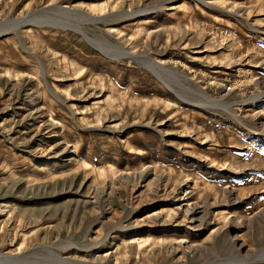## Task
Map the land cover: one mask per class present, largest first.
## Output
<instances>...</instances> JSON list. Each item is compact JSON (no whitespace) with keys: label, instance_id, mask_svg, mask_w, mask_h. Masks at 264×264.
Here are the masks:
<instances>
[{"label":"rangeland","instance_id":"374dc122","mask_svg":"<svg viewBox=\"0 0 264 264\" xmlns=\"http://www.w3.org/2000/svg\"><path fill=\"white\" fill-rule=\"evenodd\" d=\"M256 258L264 0H0V264Z\"/></svg>","mask_w":264,"mask_h":264},{"label":"bare ground","instance_id":"6f19581e","mask_svg":"<svg viewBox=\"0 0 264 264\" xmlns=\"http://www.w3.org/2000/svg\"><path fill=\"white\" fill-rule=\"evenodd\" d=\"M83 31V30H82ZM82 31H80V33L83 35V36H85V34H84V32H82ZM126 54H128V52H126ZM157 61H155V60H148V64L149 65H151V66H153L155 63H156ZM156 65V64H155ZM183 77V76H182ZM184 79H185V77H184ZM197 210V207H194V208H192V210H187L188 212H191V219L193 220V219H196V218H194V213H198L199 211H196ZM196 211V212H195ZM190 218V217H189ZM237 239V238H236ZM238 242H236V245L238 246V244H237ZM239 248H242V247H244V244H240L239 246H238ZM202 253H204V250H203V252H202V250H201V253L200 254H202ZM4 259V258H3ZM258 262H260L261 263V260L260 259H253V260H251V261H246V260H244V259H242V260H240L239 261V263H236V264H258ZM14 264V263H13Z\"/></svg>","mask_w":264,"mask_h":264},{"label":"built area","instance_id":"2783aa9c","mask_svg":"<svg viewBox=\"0 0 264 264\" xmlns=\"http://www.w3.org/2000/svg\"><path fill=\"white\" fill-rule=\"evenodd\" d=\"M226 87L228 88L229 87V84H227Z\"/></svg>","mask_w":264,"mask_h":264},{"label":"water","instance_id":"95a60500","mask_svg":"<svg viewBox=\"0 0 264 264\" xmlns=\"http://www.w3.org/2000/svg\"><path fill=\"white\" fill-rule=\"evenodd\" d=\"M25 21H27V20H25ZM21 23H23V22H19L18 24H21Z\"/></svg>","mask_w":264,"mask_h":264}]
</instances>
